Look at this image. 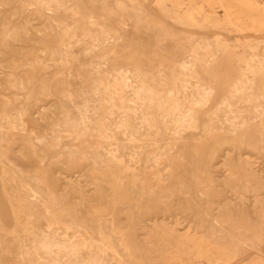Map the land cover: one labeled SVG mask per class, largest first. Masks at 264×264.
<instances>
[{
  "label": "rangeland",
  "instance_id": "obj_1",
  "mask_svg": "<svg viewBox=\"0 0 264 264\" xmlns=\"http://www.w3.org/2000/svg\"><path fill=\"white\" fill-rule=\"evenodd\" d=\"M70 263L264 264V0H0V264Z\"/></svg>",
  "mask_w": 264,
  "mask_h": 264
},
{
  "label": "bare ground",
  "instance_id": "obj_2",
  "mask_svg": "<svg viewBox=\"0 0 264 264\" xmlns=\"http://www.w3.org/2000/svg\"><path fill=\"white\" fill-rule=\"evenodd\" d=\"M159 75H160V74H159ZM185 75H186V74H185ZM185 77H186V76H185ZM154 79H155V78H154ZM160 79H161V78H160ZM148 81H149V80H148ZM155 81H156V80H155ZM161 82H162V81H161ZM163 82H164V81H163ZM155 89H156V87H155ZM205 92H207V91H205ZM205 92H204V93H205ZM154 93H155V92H154ZM153 95H154V94H153ZM153 95H152V96H153ZM148 96H150V95H148ZM152 96H151V97H152ZM149 99H150V98H149ZM155 100H156V99H155ZM196 100H197V99H196ZM194 101H195V100H194ZM196 102H197V101H196ZM195 104H197V103H195ZM134 113H135V112H134ZM183 113H184V112H183ZM185 115H186V114H185ZM190 121H191V120H190ZM193 121H194V120H193ZM144 125H145V124H144ZM203 128H204V127H203ZM108 154H109V153H108ZM112 154H113V153H112ZM33 194H34V193H33ZM49 244H50V243H49ZM71 248H72V249H71V257H74V255H75V252H74V250H75V249H74V245L71 246ZM65 249H66V248H65ZM54 254H55V253H54ZM70 264H75V263H70Z\"/></svg>",
  "mask_w": 264,
  "mask_h": 264
}]
</instances>
